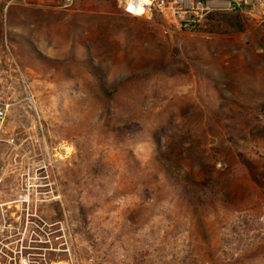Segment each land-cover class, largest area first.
<instances>
[{
  "label": "rangeland",
  "instance_id": "374dc122",
  "mask_svg": "<svg viewBox=\"0 0 264 264\" xmlns=\"http://www.w3.org/2000/svg\"><path fill=\"white\" fill-rule=\"evenodd\" d=\"M25 3L0 0V264H264L257 10Z\"/></svg>",
  "mask_w": 264,
  "mask_h": 264
},
{
  "label": "built area",
  "instance_id": "2783aa9c",
  "mask_svg": "<svg viewBox=\"0 0 264 264\" xmlns=\"http://www.w3.org/2000/svg\"><path fill=\"white\" fill-rule=\"evenodd\" d=\"M28 2L29 0H19ZM60 9H69L75 0H57ZM122 11L133 17L160 15L175 29L192 32L211 13L240 10L242 5L256 9L264 20V0H116ZM4 110L0 109V120ZM207 264V263H203Z\"/></svg>",
  "mask_w": 264,
  "mask_h": 264
},
{
  "label": "crops",
  "instance_id": "0c3cea01",
  "mask_svg": "<svg viewBox=\"0 0 264 264\" xmlns=\"http://www.w3.org/2000/svg\"><path fill=\"white\" fill-rule=\"evenodd\" d=\"M40 0H29L27 3L23 4V5H26V6H37V3L39 2ZM11 5H16V3L14 2H11L8 4L7 2V7L11 6ZM258 14V13H257ZM257 20L259 23H264V20L261 19V17L259 16L258 14V17H257Z\"/></svg>",
  "mask_w": 264,
  "mask_h": 264
},
{
  "label": "trees",
  "instance_id": "16d2710c",
  "mask_svg": "<svg viewBox=\"0 0 264 264\" xmlns=\"http://www.w3.org/2000/svg\"><path fill=\"white\" fill-rule=\"evenodd\" d=\"M213 14H217V13H211L210 15L207 16V18L210 19L211 16H212ZM227 26H229V25H227ZM229 27H230V26H229ZM235 27H236L237 29H239V26L236 25ZM158 149L161 150L160 148H158ZM162 157H164V155H163ZM162 161H163V162H166V160H165L164 158L162 159Z\"/></svg>",
  "mask_w": 264,
  "mask_h": 264
}]
</instances>
